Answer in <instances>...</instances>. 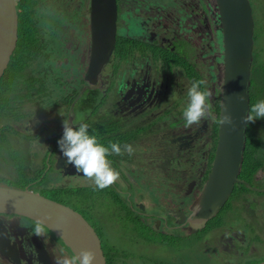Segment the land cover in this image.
<instances>
[{
  "label": "flooded vegetation",
  "instance_id": "af4514ba",
  "mask_svg": "<svg viewBox=\"0 0 264 264\" xmlns=\"http://www.w3.org/2000/svg\"><path fill=\"white\" fill-rule=\"evenodd\" d=\"M130 11L136 12L133 19L142 16L143 20H137L134 31H131L126 23L133 22V19L126 15L129 21H121L125 30L122 35H119L117 26L115 49L109 62L93 81L87 74L88 62L84 74L80 76V87L72 90L63 100L62 107L55 109V106H50V95L45 94L50 91V87H46L44 73L42 78L26 76V83L21 85V99L16 92L11 91L12 87L8 91L5 86L6 91H3L1 89L4 85L0 86V140L6 139L10 133L25 135L24 142L31 151V155H24L22 179L27 183L21 186L13 184L17 174L13 169L7 168V174L0 171L4 173L0 175V186L28 189L58 203H69L63 205L80 213L99 235L108 264H163L153 261L152 256L136 254V248L140 243H149L153 248L171 246L179 239L189 241L193 236H206L207 239L202 245L206 251L212 252L209 254L216 257L231 259L252 255L257 252V238L250 240L248 232L256 231L262 226V235L255 232V237L264 238V166L253 174L251 180L239 176L240 180L249 183L253 189L236 184L227 203L203 228H196L194 222L199 211L196 202L209 179L216 156L220 111L217 113L215 109L219 103L221 110V91L216 97L212 95L211 99L217 98L213 102V112L200 124L185 127L183 123L182 128H177L174 127L173 121L178 116L183 117L188 101L187 90L191 83L195 80L205 81L204 69L201 71L198 63H192L193 60L190 59L195 57V53H199L198 58L204 61L220 57L219 52H216V55L211 52L212 40L219 51V35L211 29L212 22L217 20L215 14L210 15V0L199 2L195 9L190 11L195 15L194 21L203 24L201 33L196 35L193 30L179 31L175 23L174 28L169 29L173 20L164 16L163 12L150 16L143 12H151L138 10L136 6L130 7ZM213 25L215 27L214 22ZM182 33L186 34L180 37L179 34ZM120 46L123 48V55L119 54ZM90 47L91 34L89 49ZM5 74L0 82L5 76L7 78ZM6 99L11 100L9 105H5ZM98 102L100 105L106 104L107 116L98 112ZM4 107L9 109L7 117L2 115ZM49 108L51 111L43 112ZM17 111L21 113L20 118L15 116ZM78 112L83 116L80 120H77ZM103 115L110 123L104 125L105 132L99 135V116ZM159 117L162 118L159 120ZM65 118L76 125L82 122L88 124L90 121L89 127L100 139L99 142L108 145L109 142L118 141L121 145L130 144L135 149L131 155L123 153L108 157L112 166L120 173L119 180L111 185V189L107 187L98 190L95 185L88 186L92 179L77 173L72 165H65L66 158L58 146V140L63 135L62 122ZM35 119L36 122L28 127L27 123H33ZM21 128H24V131L20 133ZM35 142L41 146L46 145L47 150L43 154L34 152ZM35 155L45 156V160L34 163L32 157ZM141 156L147 160L145 165L150 167L148 170H177L175 180H169L168 177L167 193L155 198L151 188L156 186L153 180L155 174L138 165L142 164L137 161ZM39 171L42 173L40 179L33 180ZM71 172L76 173L72 175ZM143 177L146 178V188L149 190H144V198L143 191L138 193L142 188ZM60 178L63 179L61 183L57 182ZM47 179L48 186L44 185ZM149 181H152L151 185ZM242 185L249 191L241 189ZM89 191L91 196L88 195ZM96 195L104 198V206L112 208V221H122L126 218L129 222L130 231L126 230L125 226L123 228L127 233L126 237L132 236L133 241L118 255H109L106 251L103 236L90 211H83L85 208L76 209V200L89 196L92 201ZM235 209H240L244 220L247 221L245 228L240 230L235 227L234 219H231L233 225L228 227L220 220L224 213L232 212V216ZM98 219H103V216ZM0 221L6 231L3 235L0 231V243L8 245H0L6 255L0 253V264H44L42 260L46 262V257L48 263L55 264L54 256L72 253L65 243L48 229L45 240L32 234L35 222L27 218L0 214ZM224 264L231 262L224 261Z\"/></svg>",
  "mask_w": 264,
  "mask_h": 264
},
{
  "label": "rangeland",
  "instance_id": "374dc122",
  "mask_svg": "<svg viewBox=\"0 0 264 264\" xmlns=\"http://www.w3.org/2000/svg\"><path fill=\"white\" fill-rule=\"evenodd\" d=\"M202 1L203 0H118V33L119 35L124 33V25L122 26L121 21L123 19L129 21L126 15H129V18L133 19L136 12L130 11V7L136 6L138 10L144 9V11L151 12H143L144 14L150 16L160 14L158 12H163L164 16H169L168 19L173 20L172 26L169 29H173L175 23V27H177L179 31L193 30L195 35L200 34L203 24L199 21H194L195 15L190 11L195 9V6ZM249 1L252 5L255 22L254 61L255 58L257 61H264V0ZM213 6L215 7L214 0H210V15L214 16V13H216V20H218L217 11L214 10ZM89 10L90 0H43L42 8L39 11L42 20L39 30L40 38L42 40L41 44L44 43V49L41 50L42 52L39 58H36L30 63L27 61L26 64L28 65H23L25 66L23 68L24 72L23 70L15 72L13 75L14 78H12L15 86L19 87L22 85L24 80H22L23 83H21V78H24L26 75H30V77L36 76L42 78V74L44 73L47 83L46 87L47 89L50 87V91L45 93L47 96L50 95V106H55V109L63 106V100L72 92L73 89L80 87L82 83L80 76L84 74L85 65L87 66L89 62ZM137 20L142 21L143 17L137 16L133 19V22L130 21L126 23L127 27L130 28L131 31H134V25ZM213 22L216 28L214 27ZM213 22L211 29L215 30L219 35V51H217L216 44L212 40L213 49H211V52L213 51L215 55L216 52H219L218 55L220 57L218 59L213 60L210 58L209 60L204 61L198 58L199 53L198 55L195 53V57L191 58L190 61L193 60L192 63H198L201 71L204 69L203 73L205 74L206 82L204 86L209 88L212 91V95L214 94V97H216L218 96V92L221 91V84L219 81L221 80L220 70L223 64V57L221 31L218 27V22ZM185 34L186 33H182L179 34V36L182 37L183 35L185 36ZM251 77L254 79V74L253 76L251 75ZM18 90H16V94L18 93ZM3 91H5V87H3ZM169 93L173 94L172 92ZM214 97L210 99L209 114H212L213 102L217 99ZM98 104H100V102H98ZM105 105V103H102L98 112L107 116ZM48 111H51V108L44 110L43 112L47 113ZM82 117V113L78 112L77 120H80ZM161 118L162 117H159V120ZM210 119H212V117H210ZM36 120L37 119H35L33 123H27L28 127H31ZM5 121L10 120L5 119ZM173 121L175 125L174 127L177 128H182V124L185 123L183 117L179 116ZM259 128L260 127H257V129ZM22 131H24V128L20 129V133ZM15 135H17V133H10L6 139L0 140V171H4L7 174V168H10V170L13 169L17 174V178L14 179L13 184L21 186L27 183L24 179H22V172L25 167L24 155H31V151L26 145V142H24L26 136L18 134L15 137ZM33 150L34 152L39 151L43 154L44 151L47 150V146H41L35 142ZM32 160H34V163L37 161L43 162L45 160V156L37 157V155H35L32 157ZM137 161L142 163L138 164L140 167L146 168L147 171H152L155 174L153 176V180L156 183V186H151L155 198L165 192L167 193V191H169V184L166 183L168 177L169 180L172 178L175 180L177 170L172 169L168 172H160L154 169L148 170L147 168L149 166L146 167L145 165L147 162L145 157H138ZM0 175H4V173L0 172ZM57 182L61 183L63 182V179L60 178ZM149 184L151 185L152 181H149ZM44 185H49V179L45 180ZM89 185H94L93 180L89 181L88 186ZM146 185V178L143 177L141 180L142 188L140 190L137 189L138 193L143 191L142 198L145 196L144 190L146 189L147 192L149 191L146 188ZM111 188L112 186H109V189ZM37 190H39V188ZM46 193L49 194V191ZM88 195L91 196V191L88 192ZM79 202L84 203L79 204ZM87 202H91L92 204L88 205ZM105 202L106 201H104L103 197L96 195L95 199L92 201H90V197L87 196L86 198L76 200L75 204L76 209L85 208L83 211H86V209L90 211L91 216L96 220V224L103 236L106 251L109 255H118L122 249L130 243V241H133L131 240L132 236L130 238L126 237L127 233L123 228V226H125L126 230H129V222L126 218H123L122 221H112V208L104 206ZM231 213L232 212L221 215L220 220L222 223L228 227L233 225V220L231 219H234V223L236 224L235 227L237 229L240 230L245 228V222L247 221L244 220L241 210H233V215L230 216ZM99 216H103V219H98ZM262 229L263 227L261 226L256 231L248 232L250 240L257 238V244L255 245L257 252L248 256L245 255L227 259L209 254L212 252L210 250L206 251V248L202 245V242L207 239L206 236H193L189 241L179 239L174 245L166 247L159 246L153 248L148 245L149 243H140V249L139 247L136 248V254L142 253L140 255L152 256L153 261H158L163 264H224V261H229L231 264H259L264 261V238L255 237V232L262 235ZM113 248H116L117 250L112 251Z\"/></svg>",
  "mask_w": 264,
  "mask_h": 264
},
{
  "label": "water",
  "instance_id": "95a60500",
  "mask_svg": "<svg viewBox=\"0 0 264 264\" xmlns=\"http://www.w3.org/2000/svg\"><path fill=\"white\" fill-rule=\"evenodd\" d=\"M218 27L222 37L223 66L220 117L227 108L235 118L237 128L230 131L220 125L219 141L209 179L196 205V228H203L227 203L236 184L251 185L240 180L246 149L247 126L241 123L250 106V87L254 61L255 22L249 0H214ZM216 8V9H215ZM216 15V13H214ZM217 16V15H216ZM118 20L117 0H90L91 47L88 77L95 76L109 62L115 49ZM19 39L17 0H0V79L10 65ZM244 95V101L237 95ZM59 167V164H58ZM75 170V169H74ZM76 172H71L74 175ZM0 214L16 215L33 222L46 221L48 230L59 237L71 252L91 249L96 253L95 264H108L102 241L92 225L69 206L53 201L28 189L0 186ZM62 217V222H58ZM2 235L6 233L0 221ZM1 246H8L0 243ZM0 253L6 256L3 250ZM44 264H50L45 258ZM264 264V262L259 263Z\"/></svg>",
  "mask_w": 264,
  "mask_h": 264
},
{
  "label": "clouds",
  "instance_id": "9594fccd",
  "mask_svg": "<svg viewBox=\"0 0 264 264\" xmlns=\"http://www.w3.org/2000/svg\"><path fill=\"white\" fill-rule=\"evenodd\" d=\"M205 84L204 80H195L187 90L188 101L182 114L185 127L198 125L209 116L212 91L207 87H202ZM244 98L242 94L237 95V99L241 102ZM258 119H264V99L249 106L246 115L241 118V123L247 126ZM218 123L221 126H228L230 131H235L237 128L235 118L227 108L224 109ZM62 126L63 135L58 140V146L66 158V166L72 165L77 173H82L84 177L92 179L98 190H103L119 180L120 173L112 166V161L108 157L123 153L131 155L135 151L132 145H121L117 141L109 142L105 146L99 142L97 135L89 131L87 123L82 122L76 125L65 118ZM62 220V217H58V222ZM48 228L46 221L37 219L32 234L45 240ZM95 260L96 253L91 249L54 256L55 264H95Z\"/></svg>",
  "mask_w": 264,
  "mask_h": 264
},
{
  "label": "trees",
  "instance_id": "16d2710c",
  "mask_svg": "<svg viewBox=\"0 0 264 264\" xmlns=\"http://www.w3.org/2000/svg\"><path fill=\"white\" fill-rule=\"evenodd\" d=\"M42 4L43 0H17V10L19 13L18 45L15 54L12 57L10 68L5 74L7 75V78L5 76V78L1 80L0 86L4 85V87H8V91H10V87H12L11 91L14 92L19 89L17 93L18 96L21 95L20 93L22 91V88L21 85L19 87L14 85V81L12 79L14 78L13 75L16 71L23 70V68L25 67L23 65H25L27 61L28 63H30L36 58H39L42 52L41 50L44 49V43L41 44L42 40L40 38L39 30L40 24L42 22L39 11L42 8ZM119 49V54L123 55L122 46H120ZM252 73L254 74V79L253 77H251L252 85L250 87V105L255 104L258 100L264 99V61H257V59L255 58V61H253L252 65ZM26 76H24V78H21V83H23L22 80H24V83L22 85L26 83ZM6 83L8 84L6 85ZM1 90H3V88ZM21 97L19 96V99H21ZM10 101L11 100L6 99L5 105H9ZM101 106L102 105L99 104L98 107ZM215 111L219 113V103H217ZM20 114V111L15 112V116H18V118H20ZM2 115L4 117L9 116V109L4 107ZM89 122L90 121H88V125ZM99 123L100 126L98 129L100 130L99 135H101L105 132L104 125H106V123H110V120L104 115L99 116ZM257 127L260 128L257 129ZM90 128L91 127H89V131L92 132V128ZM246 137V149L244 152V161L242 166L243 170L240 176L245 180H251L253 174H255L258 170H261L262 166H264V119H258L254 123L248 124ZM102 144L107 146L106 143ZM41 174V171H39L35 175L33 180H39ZM240 188L249 191L243 185L240 186Z\"/></svg>",
  "mask_w": 264,
  "mask_h": 264
}]
</instances>
